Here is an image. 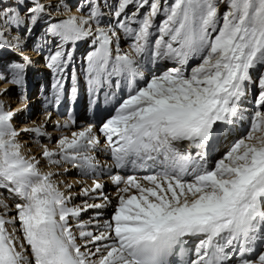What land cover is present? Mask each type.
<instances>
[{
    "label": "snow or ice",
    "instance_id": "snow-or-ice-1",
    "mask_svg": "<svg viewBox=\"0 0 264 264\" xmlns=\"http://www.w3.org/2000/svg\"><path fill=\"white\" fill-rule=\"evenodd\" d=\"M79 43L91 45L89 107L111 105L107 117L79 126L72 113L59 126L77 130L54 149L41 145L37 159L23 136L51 139L52 112L20 127L24 109L0 99V264H264V0H0V83L21 100L32 52L47 51L45 103H74ZM169 61L146 76V64ZM42 161L61 171H43ZM64 164L110 174L118 192L109 218L104 183L62 190L54 177L70 170Z\"/></svg>",
    "mask_w": 264,
    "mask_h": 264
},
{
    "label": "bare ground",
    "instance_id": "bare-ground-1",
    "mask_svg": "<svg viewBox=\"0 0 264 264\" xmlns=\"http://www.w3.org/2000/svg\"><path fill=\"white\" fill-rule=\"evenodd\" d=\"M73 1L74 0H71V3H73ZM73 10H75V9H73ZM63 14L66 15L67 13L65 12ZM161 19H162V17L159 16L158 19H156V22L160 23ZM127 40H131V39L125 36L124 40L120 43V47L122 49H124L125 51H127L129 49V45L126 43ZM124 42L126 44H124ZM78 46H79V48L76 50V53H75V56H76L75 62L77 63L75 65L76 69L80 68V66L82 65V62H83L82 57L85 55V53L89 49H91V46L89 45V43H79ZM36 47H39V43H37ZM30 51H31V49H30ZM47 53H48L47 51H45L43 53L32 52L33 60L35 61V59H37V62L35 63L37 68L35 69L34 72H32L33 75L36 74V77H33V76L30 77L31 78V84H30L31 90L37 84L38 79L41 80L43 78V76H40L42 73H39V71H38L39 69H43V70L46 69L44 76L52 74L50 72V70L45 67V62H46L47 58L46 57L44 58V54H47ZM198 62H199L198 60L190 61V65L195 66V64ZM157 66L158 67H155L154 69H152L153 74H158L165 67H172L175 65L173 62L169 61V62H162ZM32 68L30 69V71L32 70ZM145 74L147 76L149 74V71H147V72L145 71ZM53 80H54V78H53ZM53 80L51 83H49V80H48V84L46 85V87L45 88L41 87L40 91L34 90L32 95L29 98H27L26 100H21L19 98L18 91H17L15 86H13L7 82L0 83V88H8L9 89V92L7 94H5L4 96H0V99L7 101L8 104L10 105V107L14 110L15 109H21V108L24 109V111L19 112V114L16 117V124L18 126H20V127H32L34 125H42V124H44L46 113L52 112V122H51V124H49L45 127V131L48 132L49 134H51V139H48L46 137H39L38 142H37V138H35L32 134H27V135L23 136L22 142L26 143L28 146L25 149L26 153H28L29 155H36L37 159H41V157L39 155V152L41 150V148H40L41 145H47L49 148L54 149L56 147L57 139L61 134L70 136L72 131L77 130V127H75V126L72 128H68V127L58 128V127H56L55 118L60 117L59 119L62 120V119H64V118H62V116H64V114L63 115L55 114L53 112L52 108L47 103H45V100H44L45 96H48V97L51 96L50 85L53 83ZM139 86H143V83L141 82ZM250 95H251V90H250ZM41 101L42 102L44 101L42 107L39 104V102L41 103ZM247 106L251 110V100H249ZM103 118H105V117H102L101 119H103ZM83 119L84 120L77 122V125L83 126V124L85 123V118H83ZM54 129H56V130H54ZM239 135H243V130L239 133ZM239 135L233 139H230L231 140L230 142L234 143V140L238 139ZM222 148H223V149H221L222 151L220 150V152L216 155V157H215L216 159H219L222 157V154L224 153L223 151L225 150V147H222ZM95 155H97V154L95 153ZM97 158L104 163L109 162L107 154H99ZM63 167L69 168L70 170L67 173H65L64 175L57 174L54 177V179H56L60 182V186H61L62 190H63L65 184L72 183L75 185V187L72 189V192H73V194H77L81 191L82 187H84V186L91 187L95 180H99L100 182L104 183V185H105L104 192L109 197V199L112 200V205H110L105 210V214H104L103 219L109 218L112 215L111 214V210H112L111 207L113 206L114 202L116 201V196H117V192H118V187L111 181L110 174L84 176V175L79 174L76 169L71 168V166L68 164H64ZM41 168L43 171H53V172H57V173H59V171H61V169H57V167L55 165L48 164L47 161H42ZM112 174H115V170ZM138 174H139L138 177H142V176L146 175V173H144L142 171L138 172ZM80 181H83L84 184L83 185L80 184L79 183ZM83 202H84V198H82L80 196H77L76 200L74 201V203H76V204H82ZM88 202L89 203H101L102 201H100V200H88ZM93 215H94V212L89 211L88 213H86L83 216V219L88 220L89 217H91Z\"/></svg>",
    "mask_w": 264,
    "mask_h": 264
},
{
    "label": "rangeland",
    "instance_id": "rangeland-1",
    "mask_svg": "<svg viewBox=\"0 0 264 264\" xmlns=\"http://www.w3.org/2000/svg\"><path fill=\"white\" fill-rule=\"evenodd\" d=\"M75 3H76V0L73 1V4H75ZM223 11H225V9L222 7V8H221V12H223ZM129 42H131V40H127L126 43H127L128 45H130L131 43H133V41H132L130 44H129ZM126 43L124 42V44H126ZM86 46H87V45H86ZM89 47H90V46H89ZM47 56H48V53H47V54H44V58H45V57L47 58ZM42 61H43V60H42ZM36 62H37V59H35V63H36ZM37 65H38V64H37ZM36 68H37V67H36V64H34V67L32 68L31 71L29 70V73L31 74L32 72H34ZM38 71H39V73H42L40 76H44V74H45V72H46V69H45V70H43V69H39ZM32 75H33V74H32ZM38 76H39V75H38ZM47 76L50 77V81H51L53 75L50 74V75H47ZM47 76H46V77H47ZM33 77H36V76H33ZM48 80H49V79H48ZM48 80H47V81H48ZM39 82H40V81H39ZM39 82H38V83H39ZM38 83H37V86H38V85H41V83H40V84H38ZM39 87H40V86H39ZM30 95H32V94H30ZM229 148H230V147H225V150H224L223 152L226 153L227 150H229ZM224 153H223L222 155H224ZM121 186H123V185H121ZM115 204H116V201L114 202L113 205H115ZM111 208H112V210H111V214H112V213H113V210H114V209H113V206H112Z\"/></svg>",
    "mask_w": 264,
    "mask_h": 264
}]
</instances>
